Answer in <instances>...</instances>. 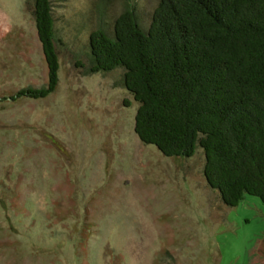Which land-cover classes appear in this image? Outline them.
<instances>
[{"label": "rangeland", "instance_id": "1", "mask_svg": "<svg viewBox=\"0 0 264 264\" xmlns=\"http://www.w3.org/2000/svg\"><path fill=\"white\" fill-rule=\"evenodd\" d=\"M50 1L59 87L5 102L49 70L35 0H0V264H264V204L225 206L202 151L144 145L123 71L89 72L91 34L127 0ZM135 2L148 24L160 0Z\"/></svg>", "mask_w": 264, "mask_h": 264}, {"label": "trees", "instance_id": "2", "mask_svg": "<svg viewBox=\"0 0 264 264\" xmlns=\"http://www.w3.org/2000/svg\"><path fill=\"white\" fill-rule=\"evenodd\" d=\"M35 5L49 83L5 102L47 99L59 87L51 1ZM88 50L90 73L123 71L144 145L169 159L202 151L207 185L225 206L246 196L264 204V0H160L148 24L127 0L112 33L93 32Z\"/></svg>", "mask_w": 264, "mask_h": 264}]
</instances>
